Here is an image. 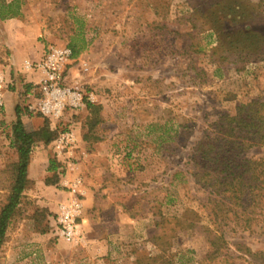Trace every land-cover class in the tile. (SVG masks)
<instances>
[{"label":"rangeland","instance_id":"1","mask_svg":"<svg viewBox=\"0 0 264 264\" xmlns=\"http://www.w3.org/2000/svg\"><path fill=\"white\" fill-rule=\"evenodd\" d=\"M16 1L20 14L0 21V96L3 101L9 91L22 95L20 108L32 110L31 117L22 114L29 129L46 121L56 138L75 132L76 168L70 177L80 182L82 200L87 194L92 202L82 211L87 223L80 238L67 242L55 234L56 211L48 217V232H35V210L57 193L31 186L7 229L0 264H135L141 255H157V245L168 244L175 264H258L235 252L233 244L264 251V224L246 231L234 224L222 227L227 255L208 262L203 230L187 231L172 219L183 216L215 229L206 191L189 174L190 148L215 131L219 117L233 115L241 104L264 103V61L216 76L213 36L188 0ZM252 1L264 15V0ZM259 26L264 27V18ZM50 48L69 51L60 86L78 93L82 101L76 109L64 107L56 119L37 110L42 73L22 72L26 62H38ZM85 102L101 106L102 121L88 141L83 140L88 130L83 127ZM4 118L2 103L0 206L15 160L8 138L11 125ZM45 151L59 170L60 163ZM244 155L264 158V146Z\"/></svg>","mask_w":264,"mask_h":264},{"label":"trees","instance_id":"2","mask_svg":"<svg viewBox=\"0 0 264 264\" xmlns=\"http://www.w3.org/2000/svg\"><path fill=\"white\" fill-rule=\"evenodd\" d=\"M188 2L192 11L199 15L202 25L213 36L211 56L213 62L218 65L216 76L231 67L239 70L247 64L264 61V27L259 26L264 15L258 12L256 2L252 0H198L196 4H193V0ZM19 14L18 1L7 3L0 0V21L15 18ZM70 48L71 56L76 55L74 47ZM25 87L27 91L31 88ZM85 110L87 116L83 127L88 130L83 140L88 141L91 137L90 132L92 133L102 121L101 106L85 102ZM23 112L28 117L32 116L29 107L22 110L17 106L16 119L10 126L8 137L15 160L8 168L10 174L8 192L0 206V249L5 242L7 229L24 198L23 193L32 185L27 172L34 146L38 142L47 146L56 138L55 132L49 128L46 121L38 129H29L20 119ZM213 127L214 132L204 135L190 148L188 163L191 162L193 166L189 174L194 183L206 191L207 204L211 206L209 222L216 227L212 229L209 226H199L183 216L172 219L173 225H184L187 231L203 230L210 248L204 257L208 262L227 255L228 242L224 239L222 227L234 224L233 226L239 227L241 231H246L254 224H264V158L253 159L244 155L247 150L264 146V103L241 104L233 115L219 117ZM160 140L162 142V139ZM55 165L53 158L49 159L47 170L50 175L45 179L46 185H54L57 182L58 169ZM50 216L46 209L35 210L33 219L37 224L35 232L39 234L48 232L47 220ZM233 247L235 252L251 257L259 262L258 264H264V251L253 252L243 244L236 243ZM157 248L159 249L157 255H141L135 264H175L173 256L168 252L169 244L157 245ZM199 264L205 263L202 261Z\"/></svg>","mask_w":264,"mask_h":264},{"label":"built area","instance_id":"3","mask_svg":"<svg viewBox=\"0 0 264 264\" xmlns=\"http://www.w3.org/2000/svg\"><path fill=\"white\" fill-rule=\"evenodd\" d=\"M70 54L67 49L50 48L38 62L24 64V69L40 71L43 79L37 84V92L42 94L37 102V110L44 116L52 119L61 117L64 107L76 109L82 105L81 96L70 89L60 86L62 79V66L68 61ZM2 98L0 96V106ZM77 137L71 129L61 133L54 141L55 159L60 163L59 174H72L75 171V148ZM63 175V176H64ZM68 187V196L57 205L52 220L55 226V234L67 242H75L80 238V224L82 222V195L80 182L72 178Z\"/></svg>","mask_w":264,"mask_h":264},{"label":"crops","instance_id":"4","mask_svg":"<svg viewBox=\"0 0 264 264\" xmlns=\"http://www.w3.org/2000/svg\"><path fill=\"white\" fill-rule=\"evenodd\" d=\"M22 72L23 73H30L29 70L24 69V66H23ZM36 74L37 75L39 74L38 75L39 78H37L36 80H40L42 76L40 75V73H36ZM28 83H30V82H28ZM19 97L22 98V95H20L19 92H15V91H9V92H6L3 94L2 103H3V110L5 112V118L4 119H5L6 123H8L10 125L16 119L15 108L17 106L20 107V105L18 104ZM20 119H21L22 123L25 124L24 117L22 114L20 115ZM9 136H10V134L8 135V137ZM51 146H52V148H51ZM47 149H49L50 157H54V153L56 151L54 149V142L50 143L47 146H35L33 148L32 153H31L30 163L28 166L27 177L31 181V184H32L31 186H34L35 189L39 190V189L43 188L45 190V193H48L47 191H49V189H52V190H54V192L57 193V195L53 194L52 197L48 196L47 198H49V201L47 203H45V205L41 206L43 209H46L49 213H51V212L54 213L57 209V204L59 202L63 201L68 196V190H63V189H59V188L60 187H66V186H64L63 183H64V181L66 183H69V181L72 179V175H71V177L69 174H66L64 176L62 174V176H61V174H59V172H57L56 173L57 182L54 185H46L45 184V179L50 175L48 170H47L48 169V162H49V159L47 156L48 152L45 151ZM31 188L32 187H30L27 191H25L23 193V195L25 196L27 194V192L31 190ZM32 192H34V191H31V193ZM91 202L92 201H91L90 197H88L86 194V198H84L82 200L83 210H84V207H88L89 205H91ZM86 223H87V220L82 219V222L80 224V236H81V228L84 227V224H86Z\"/></svg>","mask_w":264,"mask_h":264}]
</instances>
